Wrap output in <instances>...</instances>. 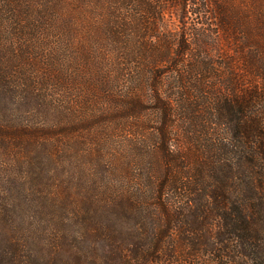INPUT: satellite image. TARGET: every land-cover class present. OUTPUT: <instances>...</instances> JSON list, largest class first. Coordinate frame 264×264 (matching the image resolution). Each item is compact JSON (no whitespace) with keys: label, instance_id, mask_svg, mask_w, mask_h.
Masks as SVG:
<instances>
[{"label":"trees","instance_id":"obj_1","mask_svg":"<svg viewBox=\"0 0 264 264\" xmlns=\"http://www.w3.org/2000/svg\"><path fill=\"white\" fill-rule=\"evenodd\" d=\"M0 264H264V0H0Z\"/></svg>","mask_w":264,"mask_h":264},{"label":"rangeland","instance_id":"obj_2","mask_svg":"<svg viewBox=\"0 0 264 264\" xmlns=\"http://www.w3.org/2000/svg\"><path fill=\"white\" fill-rule=\"evenodd\" d=\"M168 19V23L170 26H173V25H178V22H177V19L176 17L173 15L171 18H167Z\"/></svg>","mask_w":264,"mask_h":264}]
</instances>
